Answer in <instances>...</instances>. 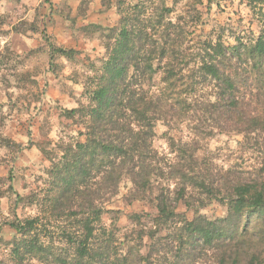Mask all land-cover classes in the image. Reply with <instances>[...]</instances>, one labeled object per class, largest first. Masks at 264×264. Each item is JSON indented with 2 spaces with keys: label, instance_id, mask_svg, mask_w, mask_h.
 Returning a JSON list of instances; mask_svg holds the SVG:
<instances>
[{
  "label": "rangeland",
  "instance_id": "374dc122",
  "mask_svg": "<svg viewBox=\"0 0 264 264\" xmlns=\"http://www.w3.org/2000/svg\"><path fill=\"white\" fill-rule=\"evenodd\" d=\"M118 5L120 9L137 5L135 11L149 33L157 29L152 26L156 20H170L175 26L164 38L170 42L180 35L183 39L185 56L177 60L185 64L183 74L193 86L195 100L189 107L176 104L166 119L169 124L156 121L150 142L173 162L187 163L193 153L203 161V178L214 181V187L211 192L189 190V206L182 200L172 202L176 212L188 220L197 214L208 220L225 216L227 204L218 200L224 193L219 188L223 174L228 180L264 183V66L254 72L251 61L234 57L239 106L221 112L218 104H225L227 98L220 99L221 92L214 80L203 76L198 60L204 40L230 46L249 44L263 34L262 0H0V264H61L59 257L74 263V249L62 231L73 228L75 204L66 197L51 204L49 198L55 190L51 185L54 161L66 145L83 141L79 132L85 129L80 117L67 118L62 109L90 104L89 90L107 56L104 35L120 20ZM164 7L172 11L165 12ZM162 29L159 40L154 35L149 43L164 42ZM240 120L247 124L237 130ZM169 139L181 141L180 152L169 154ZM174 181L152 176V191L135 199L133 184L123 178L117 194L104 203L102 223L122 241L123 251L138 248L130 232L131 215L143 214V225L154 228L157 210L151 201L161 188L172 189ZM33 218L38 220L32 240L45 250L18 262L13 248L21 235L12 225ZM181 225L169 221L160 226L159 238H143L140 253L148 256L155 246L161 258L154 256L153 264H220L215 242L207 246L192 237L197 244L190 246L186 230H179ZM176 233L182 240L174 239ZM251 252L241 256L242 263ZM258 259L264 261V255Z\"/></svg>",
  "mask_w": 264,
  "mask_h": 264
},
{
  "label": "trees",
  "instance_id": "16d2710c",
  "mask_svg": "<svg viewBox=\"0 0 264 264\" xmlns=\"http://www.w3.org/2000/svg\"><path fill=\"white\" fill-rule=\"evenodd\" d=\"M262 2L264 4V0ZM136 6L125 9L117 6L120 20L117 27L108 28L104 35L107 56L94 77V87L89 90L90 104L62 109L67 118L80 117L85 130L79 132L84 136L83 141L66 145L58 160H53L51 185L55 190L49 198L50 203L66 197L75 204L71 211L73 228L62 231L74 249V263H67L64 257L58 260L61 264H153L154 256L161 258L160 253L154 246L148 256H143L139 249L143 238L156 239L159 227L172 221L182 223L179 230H186L190 246L197 244L192 237L207 246L215 242L220 264H262L264 261L258 258L264 255L263 182L242 178L228 180L223 174L224 182L221 181L219 188L222 187L224 193L218 200L227 204V214L214 220L200 214L188 220L177 213L172 204L182 200L189 206V190L211 192L214 181L203 178L205 175L200 169L203 161L197 160L193 153L187 163L181 164L173 162L174 158L161 156L152 147L150 141L155 135V122L165 120L169 124L170 119H166L176 109V104L189 107L196 95L193 86L185 80V64L180 65L178 62L181 61L177 60V57L185 56L181 45L183 39L177 37L180 35L169 39L170 42L164 38L175 25L160 18L152 25L157 29L149 33L148 26L139 18L140 13L135 11ZM164 11L172 10L164 7ZM160 28H163L164 42L154 46L149 39L156 35L158 41ZM199 50L202 51L198 53L199 69L203 76L214 80V86L221 92V100L227 98L228 102L218 104L221 112H233L239 106V99L235 93L238 74L232 62L234 57L245 58L252 62L254 72L264 66V33L249 44L227 46L221 41L204 40ZM59 51L68 52L64 48ZM158 72L156 83L154 77ZM236 124L239 127L234 128L241 130L247 122L240 120ZM181 145V141L169 139V154L180 152ZM152 176L175 180L173 188H161L151 201L157 210L154 228L143 225V214L131 215L133 227L130 232L134 233L138 248L134 251L131 247L125 252L122 241L102 223V214L106 210L103 205L117 194L123 178L133 184V198H144L152 191ZM144 216L148 217V214ZM37 220L24 219L12 225L21 235L13 248L18 262L25 255L33 256L45 250L43 244L32 240L31 231ZM137 226L140 227L136 229ZM174 239L182 240V235L176 233ZM250 251L248 261L242 263L241 256Z\"/></svg>",
  "mask_w": 264,
  "mask_h": 264
}]
</instances>
